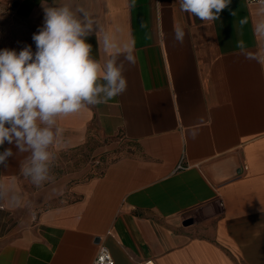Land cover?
Returning a JSON list of instances; mask_svg holds the SVG:
<instances>
[{"label": "crops", "instance_id": "1", "mask_svg": "<svg viewBox=\"0 0 264 264\" xmlns=\"http://www.w3.org/2000/svg\"><path fill=\"white\" fill-rule=\"evenodd\" d=\"M66 3L97 22L95 59L116 51L108 34L121 52L134 44L135 63L122 95L57 120L51 164L93 128L112 140L101 173L37 185L20 171L28 153L0 147L14 153L0 165V264H92L100 243L116 264H264V64L247 58L264 51L259 4L231 0L210 22L176 0H0V12L43 21L42 5Z\"/></svg>", "mask_w": 264, "mask_h": 264}, {"label": "clouds", "instance_id": "2", "mask_svg": "<svg viewBox=\"0 0 264 264\" xmlns=\"http://www.w3.org/2000/svg\"><path fill=\"white\" fill-rule=\"evenodd\" d=\"M176 2L182 12L202 22L217 20L231 4V0ZM42 6L43 24L32 36L35 52L30 45L19 52L0 49V147L7 142L19 153H28L20 171L37 185L49 179L51 149L61 137L58 118L122 95L128 87L126 64L135 63L134 44L121 52L108 34L103 39L105 52L116 51L103 62L92 56L89 38L98 26L85 9L67 3ZM259 10L262 19L255 31L264 36V0H259ZM240 23L246 24L247 19ZM184 37L185 30L174 27V40L183 44ZM247 58L264 64V51ZM13 155L11 148L0 152V165L6 166Z\"/></svg>", "mask_w": 264, "mask_h": 264}, {"label": "rangeland", "instance_id": "3", "mask_svg": "<svg viewBox=\"0 0 264 264\" xmlns=\"http://www.w3.org/2000/svg\"><path fill=\"white\" fill-rule=\"evenodd\" d=\"M0 12V49H14L19 52L26 45H30L35 52L36 46L32 40L34 33L42 26L43 21H32L19 18L11 4H7ZM112 140L103 139L91 128L90 136L82 147L60 154L51 164L49 181L61 175L73 174L81 169L89 168L88 175L99 174L109 159L111 152L107 149ZM45 182V181H44Z\"/></svg>", "mask_w": 264, "mask_h": 264}, {"label": "built area", "instance_id": "4", "mask_svg": "<svg viewBox=\"0 0 264 264\" xmlns=\"http://www.w3.org/2000/svg\"><path fill=\"white\" fill-rule=\"evenodd\" d=\"M250 4H259V0H246ZM178 168H183L182 164H178ZM92 264H116V261L111 253L110 248L100 243L97 253L92 261Z\"/></svg>", "mask_w": 264, "mask_h": 264}, {"label": "bare ground", "instance_id": "5", "mask_svg": "<svg viewBox=\"0 0 264 264\" xmlns=\"http://www.w3.org/2000/svg\"><path fill=\"white\" fill-rule=\"evenodd\" d=\"M149 264H154V263H149Z\"/></svg>", "mask_w": 264, "mask_h": 264}, {"label": "water", "instance_id": "6", "mask_svg": "<svg viewBox=\"0 0 264 264\" xmlns=\"http://www.w3.org/2000/svg\"><path fill=\"white\" fill-rule=\"evenodd\" d=\"M189 222H186V224H188Z\"/></svg>", "mask_w": 264, "mask_h": 264}]
</instances>
